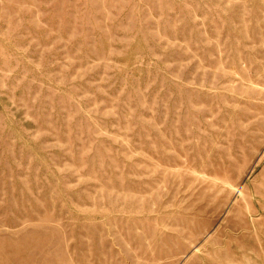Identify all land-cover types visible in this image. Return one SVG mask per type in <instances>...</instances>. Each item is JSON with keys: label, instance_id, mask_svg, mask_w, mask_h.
<instances>
[{"label": "rangeland", "instance_id": "obj_1", "mask_svg": "<svg viewBox=\"0 0 264 264\" xmlns=\"http://www.w3.org/2000/svg\"><path fill=\"white\" fill-rule=\"evenodd\" d=\"M0 264H264V0H0Z\"/></svg>", "mask_w": 264, "mask_h": 264}]
</instances>
